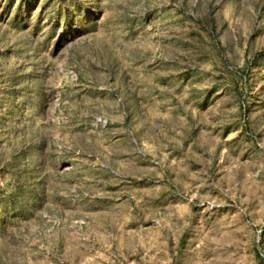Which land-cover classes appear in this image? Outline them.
Masks as SVG:
<instances>
[{
    "label": "rangeland",
    "instance_id": "rangeland-1",
    "mask_svg": "<svg viewBox=\"0 0 264 264\" xmlns=\"http://www.w3.org/2000/svg\"><path fill=\"white\" fill-rule=\"evenodd\" d=\"M0 264H264V0H0Z\"/></svg>",
    "mask_w": 264,
    "mask_h": 264
}]
</instances>
